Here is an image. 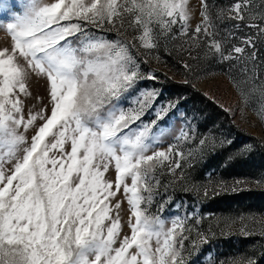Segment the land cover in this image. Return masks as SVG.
I'll list each match as a JSON object with an SVG mask.
<instances>
[{"label": "snow or ice", "instance_id": "6c2138e0", "mask_svg": "<svg viewBox=\"0 0 264 264\" xmlns=\"http://www.w3.org/2000/svg\"><path fill=\"white\" fill-rule=\"evenodd\" d=\"M201 6L193 27L188 0H0V32L10 41L0 49V264H260L247 254L214 256L204 246L216 234L198 227V212L163 215L172 198L159 189L186 183V168L231 141L197 139L196 116L187 112L177 132L166 117L179 112L181 98L158 105L162 90L139 87L159 77L142 70L138 54L182 39L192 60L202 52L225 66L241 103L255 99L264 123V0L220 9L217 18L234 22L226 35L207 0ZM182 67L193 71L186 60ZM33 78L46 81L47 103L37 97L41 106L26 113ZM201 187L205 197L210 187L228 190L210 178L191 190L199 196ZM240 219L253 221L242 235L258 225L264 236V217Z\"/></svg>", "mask_w": 264, "mask_h": 264}, {"label": "rangeland", "instance_id": "374dc122", "mask_svg": "<svg viewBox=\"0 0 264 264\" xmlns=\"http://www.w3.org/2000/svg\"><path fill=\"white\" fill-rule=\"evenodd\" d=\"M208 5L211 10V14L214 18L215 23L220 29L221 33L226 35L229 31L232 21H229L226 17L223 19L217 18V13L220 9H226L233 0H208ZM189 10L192 16L191 25L194 27L197 23L200 22V11H201V0H188ZM228 26V27H226ZM93 31L99 34V31L93 29ZM241 35L243 33H240ZM105 35L115 38V33H105ZM239 41L237 40V43ZM10 41L8 37L0 32V49L8 47ZM183 44L182 39L170 40L166 43L162 42L158 51H154L151 56H144L138 54V59L141 60V67L144 72H154L158 80H142L139 84L140 88H151L156 87L162 90L161 85L164 82L165 78H168L174 82L184 83V80L187 79L189 84L202 95L212 101L220 109V105H223L224 108L231 109L228 114L231 122L242 131L243 135H239L236 141L232 142V134L220 132L228 137V140L231 141L232 146L228 149L229 153L223 163H220L219 160L211 161L208 157L210 149H208L207 154L203 159L196 161L195 165L192 168H186L187 182H181L179 184H173L170 186L167 191L163 187L159 189V192L162 197L172 198V203L164 210L163 215H184L186 211H196L198 214L203 217L201 224L198 226L204 231L211 229L212 232H215V237L212 239L210 245L204 246L212 250L214 256L216 253L221 256V259H224L225 245L224 242L228 239L235 238L238 235H242L239 231L242 224H247L250 228L253 227V221L250 219L241 220L240 217H249L255 215L257 220L260 217H264V209L257 211H245L237 210L219 213L216 215L212 204L214 203L213 198L215 196L224 195V194H238L243 192H249L254 194L256 192L264 191V184H258L255 182L264 178V123L260 121L254 108L259 107L256 103V100L253 99L250 102L249 107H245L240 100L239 95L236 90L233 88L232 84L229 82L228 77L224 74L222 69L225 68L224 65L215 64L209 60L203 58V53L201 52V59L198 61L192 60L186 52H182L181 45ZM183 47H187L186 44ZM259 51L258 56L261 60H264V46L258 45ZM144 50L141 49V52ZM193 55H196L193 52ZM157 56L159 59H157ZM188 61L193 65V71L187 73L182 67V61ZM147 61V62H144ZM31 96L25 99V111L27 113L28 108H32L33 105H36L37 108L41 106L40 102L37 101V97L43 98V103H47V83L44 79L33 78L30 81ZM214 100L216 102H214ZM168 101H171L167 98L166 94L162 90V95L157 101V104H166ZM243 109V110H242ZM35 110V109H33ZM182 113H184L183 108L180 107L179 112L175 116H172L169 113V116L166 119L169 121V124L175 125L176 131L187 123L183 120ZM191 117V116H189ZM155 118V113L150 112L146 117V121H150ZM195 121H192V126L194 127ZM163 126V125H162ZM200 135H197V139L200 138ZM229 135V136H228ZM249 136L250 139L247 137ZM251 145V148L247 146ZM262 149V151H261ZM214 155V154H212ZM238 157L237 169H241L243 166L247 165L248 172L244 176H238L237 172H230L228 175H223V169L228 166V161H233L232 157ZM263 158V159H261ZM220 163V166H218ZM201 172V173H200ZM112 178L114 180V173H112ZM209 178L213 182V185L220 181L224 180L227 184V191H220L218 195L214 194L209 188V194L207 197L204 196L203 187L199 196L191 190L192 185L196 184L199 186H204L209 184ZM164 183H169L171 177L165 175L163 178ZM237 179L244 180V183L235 184ZM236 187L237 191H232V187ZM189 190H185V189ZM121 196V193L117 194ZM159 200V197H157ZM180 206L179 208L177 206ZM122 207L125 209L121 213L124 220H127V203H123ZM158 204L154 203L150 211L155 214L157 211ZM259 226L256 225V230L251 234L252 236H257L256 240L248 241L246 243L250 247L248 249H254L255 247L259 248L260 245L264 243V236L259 234ZM223 233V234H222ZM245 236V235H243ZM207 255V254H205ZM236 256V254H235ZM233 257V256H229ZM227 256V258H229ZM195 259V256L193 257ZM201 264H204V261H201Z\"/></svg>", "mask_w": 264, "mask_h": 264}, {"label": "trees", "instance_id": "16d2710c", "mask_svg": "<svg viewBox=\"0 0 264 264\" xmlns=\"http://www.w3.org/2000/svg\"><path fill=\"white\" fill-rule=\"evenodd\" d=\"M209 1L207 0V3ZM162 90L166 94L167 98L171 101H175L178 97L181 98V108L184 112H187L189 116L195 114L196 120L194 127L197 128V135L209 134L215 136L217 140H220L226 135L220 134V132L231 133L232 142L236 141L239 135H243L230 120L227 113L215 105L212 101L202 95L199 91L195 90L189 83L174 82L168 78H165L161 85ZM229 136V135H228ZM249 139L250 137L247 136ZM228 139V137H226ZM232 144L225 143L223 146H217L214 150L210 149L207 154L211 161L216 160L223 163L229 153L228 149ZM262 151V149H261ZM264 153V151H262ZM214 154V155H212ZM264 157V156H263ZM233 161H228V166L223 169V175H228L230 172H237L238 176H244L248 172L247 165L241 169H237L238 157H232ZM263 159V158H261ZM220 163L218 166H220ZM201 173V172H200ZM212 204L214 212L221 214L224 212L245 210V211H257L264 209V191L251 194L249 192H243L238 194H224L215 196ZM257 236H243L238 235L235 238L228 239L224 242L225 253L222 255L224 259L227 256H235V254H247L248 256L255 257L260 264H264V243L259 248L248 249V241L256 240ZM216 257L221 259V256L216 253Z\"/></svg>", "mask_w": 264, "mask_h": 264}]
</instances>
